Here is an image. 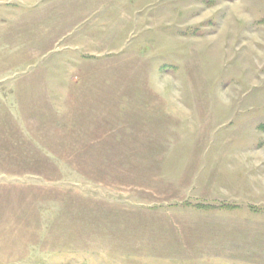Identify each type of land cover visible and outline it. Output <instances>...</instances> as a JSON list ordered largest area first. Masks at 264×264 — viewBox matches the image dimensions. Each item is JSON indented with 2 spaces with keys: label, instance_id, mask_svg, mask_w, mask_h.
Wrapping results in <instances>:
<instances>
[{
  "label": "rangeland",
  "instance_id": "rangeland-1",
  "mask_svg": "<svg viewBox=\"0 0 264 264\" xmlns=\"http://www.w3.org/2000/svg\"><path fill=\"white\" fill-rule=\"evenodd\" d=\"M0 264H264V0H0Z\"/></svg>",
  "mask_w": 264,
  "mask_h": 264
},
{
  "label": "clouds",
  "instance_id": "clouds-1",
  "mask_svg": "<svg viewBox=\"0 0 264 264\" xmlns=\"http://www.w3.org/2000/svg\"><path fill=\"white\" fill-rule=\"evenodd\" d=\"M151 86L154 88V89H159L163 86L164 84V81L158 76L156 75L155 73L152 75L151 77ZM224 92V91H223ZM221 101L224 103V104H227L229 103V99L226 97V96H221Z\"/></svg>",
  "mask_w": 264,
  "mask_h": 264
}]
</instances>
